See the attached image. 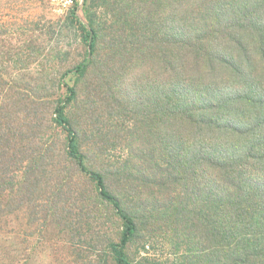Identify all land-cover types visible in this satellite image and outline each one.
<instances>
[{"label": "rangeland", "instance_id": "obj_1", "mask_svg": "<svg viewBox=\"0 0 264 264\" xmlns=\"http://www.w3.org/2000/svg\"><path fill=\"white\" fill-rule=\"evenodd\" d=\"M175 1L74 0L76 11L62 12L53 0H0V264H114L124 226L67 155L68 134L54 120L65 85L84 165L138 227L128 261L215 264L212 209L204 215L190 197L181 219L182 191L160 184L157 170L168 48L150 50L147 40L180 37L171 15L184 0ZM83 62L84 73L74 72Z\"/></svg>", "mask_w": 264, "mask_h": 264}, {"label": "trees", "instance_id": "obj_2", "mask_svg": "<svg viewBox=\"0 0 264 264\" xmlns=\"http://www.w3.org/2000/svg\"><path fill=\"white\" fill-rule=\"evenodd\" d=\"M177 10L171 21L181 22L180 37L147 40L150 50L162 42L168 48L166 159L157 165L159 182L181 189V219L189 213L190 197L204 215L212 209L215 264H264V0H184ZM85 30L90 54L96 36L89 25ZM85 68L83 62L73 71L82 75ZM65 88L68 96L54 110L55 123L68 134L69 158L124 226L111 246L113 263L131 264L125 248L138 230L134 216L108 190L103 175L84 165L64 112L74 92Z\"/></svg>", "mask_w": 264, "mask_h": 264}, {"label": "built area", "instance_id": "obj_3", "mask_svg": "<svg viewBox=\"0 0 264 264\" xmlns=\"http://www.w3.org/2000/svg\"><path fill=\"white\" fill-rule=\"evenodd\" d=\"M58 9L62 12H68L73 7L74 0H53Z\"/></svg>", "mask_w": 264, "mask_h": 264}]
</instances>
